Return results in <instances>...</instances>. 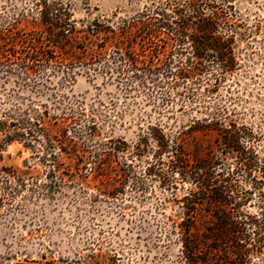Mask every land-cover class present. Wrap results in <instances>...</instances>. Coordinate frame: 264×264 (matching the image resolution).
Instances as JSON below:
<instances>
[{"label":"rangeland","instance_id":"obj_1","mask_svg":"<svg viewBox=\"0 0 264 264\" xmlns=\"http://www.w3.org/2000/svg\"><path fill=\"white\" fill-rule=\"evenodd\" d=\"M207 1L227 13L230 27L221 26L218 35L234 38L236 66L218 81L215 69L188 88L162 78L126 87L79 68L74 78L44 83L0 78L1 113L46 120L42 145L16 137L0 154V168L15 175L12 201L0 206V264H180L179 246L161 237L163 222L165 216L180 221V202L197 189L181 179L166 186L171 150L160 149L155 138L162 135L173 147L186 132L191 160H218L217 174H236L240 159L219 132L191 131L194 123L214 117L227 119L226 129L236 123L244 159L258 160L254 176L264 180V0ZM60 2L86 30L95 21H130L175 0ZM42 9L35 0H0V47L42 31ZM149 46L136 51L152 56ZM18 121L12 131L29 129ZM242 175L241 187L252 189ZM254 196L244 209L251 214L259 211ZM251 264H264V257Z\"/></svg>","mask_w":264,"mask_h":264},{"label":"trees","instance_id":"obj_2","mask_svg":"<svg viewBox=\"0 0 264 264\" xmlns=\"http://www.w3.org/2000/svg\"><path fill=\"white\" fill-rule=\"evenodd\" d=\"M35 1L43 5L39 11L43 29L22 35L18 45L0 47V78L15 75L22 81L44 83L52 76L74 78L79 68L93 77L103 74L110 80L116 78L126 87H133L136 82L155 83L162 78L170 86L188 88V83H200L214 69L218 81L236 66L234 38L218 35L221 26L230 27L227 13H220L214 2L175 0L174 4L146 10L130 21H95L86 30H79L70 10L60 0ZM137 45L142 50L150 45L153 55H141L136 51ZM15 120L29 125V129L12 131L17 126ZM226 120L214 117L204 124L194 123L190 130H201L206 136L211 131L219 132L223 144L233 148L240 158L236 159V174H217L216 159L197 156L191 160L183 136L188 135L186 132L180 134L173 147L164 136L155 138L160 149L171 150V180L166 186L172 188V180L181 179L191 181L197 189L180 202V221L165 216L163 222L161 237L179 246L180 264H251L255 257H264V180L254 176L258 160L244 159L246 152L236 123L226 129ZM45 121L44 115L26 122L22 114L0 112V154L4 145L16 137L42 143ZM156 129L160 134L161 125L157 124ZM161 164L162 159H158L156 165ZM242 174L253 184L252 189L241 187ZM12 178L15 175L10 169L0 168V206L12 201ZM255 193L259 211L251 214L244 209L255 200Z\"/></svg>","mask_w":264,"mask_h":264}]
</instances>
